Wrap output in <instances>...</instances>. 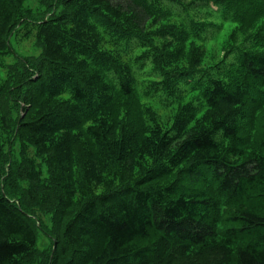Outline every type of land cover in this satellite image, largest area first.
<instances>
[{"label": "trees", "instance_id": "obj_1", "mask_svg": "<svg viewBox=\"0 0 264 264\" xmlns=\"http://www.w3.org/2000/svg\"><path fill=\"white\" fill-rule=\"evenodd\" d=\"M25 2L0 0V264H23L39 232L50 264H264V140L252 150L241 126L264 109V36L199 74L187 58L181 68V47L201 38L187 22L161 29L162 46L147 33L185 0H39L42 15ZM29 28L40 57L15 55ZM149 62L161 77L142 94ZM192 91L201 106L185 103ZM155 92L180 104L169 128L142 102ZM47 215L52 230L39 227Z\"/></svg>", "mask_w": 264, "mask_h": 264}, {"label": "rangeland", "instance_id": "obj_2", "mask_svg": "<svg viewBox=\"0 0 264 264\" xmlns=\"http://www.w3.org/2000/svg\"><path fill=\"white\" fill-rule=\"evenodd\" d=\"M26 1V5L29 6L32 12L41 15L44 14L45 9L42 8L39 0ZM185 1L186 3L181 6L178 4L170 5V7L173 8V17L164 20L159 24H154L147 32L149 33V38L151 41H154L156 46H162L163 42L167 40L165 37L159 36L161 29L166 26L174 25L177 28H181L183 27L182 22L185 21L188 23L186 26L188 31H192V34L200 33L199 36H201V38L192 40L183 47L179 44L173 45L172 50L176 53H179L178 51L180 47L183 49V54L181 56L182 61H179L181 66H183L181 68L187 66L184 65L187 62H183L185 58H187L188 62L190 61V63L193 64V67L196 62L197 67L194 68L199 71V74L206 72L218 75L219 71H223L224 69L228 70V67L236 62L240 51L248 50L256 42H259L258 39L260 37L264 36V0H253V2H246L244 5H241L237 0H233L234 9L231 11H227L225 8L230 1L222 0L219 1L218 4L217 0H205L203 4L199 5L200 7H197V3L199 2L197 0ZM207 6H209L210 9L206 8ZM219 7L222 9L221 11L219 10ZM209 11L214 12V14H210ZM190 20L194 21H191L190 23ZM29 29V33H20L13 37L15 55L40 57L42 52L39 50L36 43V30H33L32 28ZM132 49H135V47L132 46ZM142 53L146 54L148 51H144L143 49L136 51L133 59L135 60L136 57L140 56L142 61V57H144ZM152 56L153 55H150V57ZM145 59H148V56H145ZM4 62L9 65L13 64L15 60L13 56H8L4 59ZM152 67L153 66H151L150 63V66L144 71H141L140 74L138 73L142 94L144 91H149L148 89H150L152 85L151 82H154V85H152L153 88L158 86L156 85L158 83L156 80L161 77V75L159 73L156 74ZM5 76L6 70H0V82L5 79ZM147 83L148 87H146V89L144 85ZM199 83L200 80L196 81L194 79L188 84H190V86H198ZM155 94L156 95L153 94L154 98L152 99L144 97L146 100L142 99V102L153 108L159 117V122L162 127L169 128L173 124V116L178 110L180 104H173L170 99L166 97L165 92H155ZM139 98H141V94H139ZM184 101L185 103L192 102L201 106L200 93L192 91L187 95ZM160 102H163V104L160 105ZM241 126L243 127L244 135L251 140L250 145L252 150L260 151L261 144L264 140V109L258 113V117H256L254 122L244 121L241 122ZM8 139H10V136L2 137V140H4L5 143ZM17 145L18 147L15 150V157L18 161L24 162L23 164L29 161L35 169V172H37L41 178H48L47 165L44 164L40 157H37L35 149L29 145L26 147V155H24L26 160L24 161L21 156V146L19 144ZM98 194H101V191L96 192V195ZM227 212L228 214L231 213L229 210H224L225 214ZM42 218L44 222L43 224H40L39 227L42 228L44 226V228L46 227L47 229L52 230L53 225L49 215H47V217L42 216ZM38 235L37 249L34 250L31 255L24 258L23 264H50L49 256L53 251V242L47 237L46 233L39 232Z\"/></svg>", "mask_w": 264, "mask_h": 264}]
</instances>
